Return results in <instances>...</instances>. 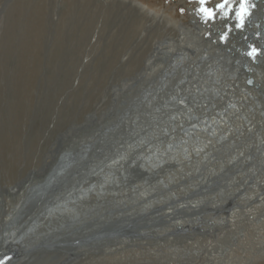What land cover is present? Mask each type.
I'll return each instance as SVG.
<instances>
[{"label": "bare ground", "instance_id": "6f19581e", "mask_svg": "<svg viewBox=\"0 0 264 264\" xmlns=\"http://www.w3.org/2000/svg\"><path fill=\"white\" fill-rule=\"evenodd\" d=\"M116 1L124 7L139 9L143 14L135 22L139 31L154 27V36L151 31L147 37L161 40L151 46L152 51L140 69L119 84L112 82L108 89L110 95L117 97L119 91L125 89L128 92L135 83L137 91L145 80L141 97L148 93L146 101L151 103L156 95L153 103L160 105L155 115L157 119L164 118L167 111L173 114L175 110L170 108L173 105L182 110V114L176 112L174 125L199 113L202 117L192 122L196 127H178L177 130L182 129L178 134L156 121L153 134L143 133L139 136L144 137L139 138L141 133L136 131L142 128L141 118L126 111L119 122L120 126L128 127L129 136L122 138L117 144L121 147L111 155L97 151L83 166L84 160L94 155L88 152L93 141L104 138L99 135L85 141L80 138L77 142L79 153L72 151L71 144L59 142L61 147H56L54 141L42 165L25 176L19 175L14 184L5 185L0 177V260L4 264H247L248 255L239 253L240 250L242 253H247L246 249L253 250V259L264 255V214L261 212L264 210V55H256V62L250 56L243 60L239 50L246 48L243 41L250 35L245 38L247 34L242 30H237L238 37L231 35L227 46L220 45L218 40L212 45L214 38L225 30V24H231V19L217 18L205 24L193 15L196 9H190L191 19L178 25L174 17L147 9L141 3ZM259 5H262L261 11L258 12V8L253 12L251 25L246 27L254 34L264 26V3ZM104 10L99 11L102 17H106ZM212 29L216 33L210 31ZM209 32L213 35L205 39ZM254 34L250 37L252 42L263 44L264 35L262 41H258ZM157 55H169V63L161 65L155 59ZM231 59L238 66H234ZM153 74L158 75L160 87L145 85ZM175 75L174 87L167 95V89L162 86ZM247 75L254 79L255 86L246 85ZM107 78L102 77L100 85L106 87ZM135 92H129V103L133 104L138 96ZM199 96H211L225 104L216 109L218 122L214 117L210 122H203L210 104L205 99L196 103V112L192 109ZM191 98L193 104H189ZM164 130L167 135L163 139ZM131 131L135 136H130ZM60 138L62 140L63 135ZM126 139L129 140L125 142ZM217 141L225 143L222 150L232 147L225 159L218 160L215 156L219 153L214 152L218 145H212ZM252 152L259 156L254 154L255 157L250 158ZM170 161L172 163L166 165ZM245 161L248 166L237 169ZM139 163L149 171L158 167V172L174 165L175 172H161L166 175L156 178L154 186L143 183L147 178L126 185L127 170ZM200 164L206 165V173H201V180L205 182L210 181L207 176L212 173L234 171L227 181L217 184L213 190L197 181H193L196 184L181 181L173 185L200 171L197 167ZM184 167L193 169L183 172ZM196 187H200L198 195L186 201L179 200ZM222 193L227 196L217 198ZM141 215L144 222L139 221L136 227H132V222L128 225L132 229L126 232L115 226Z\"/></svg>", "mask_w": 264, "mask_h": 264}, {"label": "rangeland", "instance_id": "374dc122", "mask_svg": "<svg viewBox=\"0 0 264 264\" xmlns=\"http://www.w3.org/2000/svg\"><path fill=\"white\" fill-rule=\"evenodd\" d=\"M127 1L170 15L178 25L188 22L190 9L198 7L195 0ZM218 2L212 0L210 6ZM118 5L116 0H0V113L4 116L0 114V177L5 185L11 186L19 175L25 176L42 165L52 142L56 147L62 142L76 148L87 133L83 124L89 113L98 117L102 109L112 105L122 110L136 91V83L128 88L131 93L121 90L117 97L108 89L112 82L119 84L140 69L151 46L161 39L147 37L151 31L154 36V27L139 31V25H135L143 17L139 9L123 4L116 8ZM100 10L106 11V17L99 15ZM208 34L205 39L213 35ZM167 57L157 55L155 59L164 65ZM231 61L238 66L234 59ZM106 76L104 87L100 82ZM261 212L264 214V210ZM246 250L238 252L248 255L247 264H264V255L253 259V250ZM152 257L157 258L154 254Z\"/></svg>", "mask_w": 264, "mask_h": 264}, {"label": "water", "instance_id": "95a60500", "mask_svg": "<svg viewBox=\"0 0 264 264\" xmlns=\"http://www.w3.org/2000/svg\"><path fill=\"white\" fill-rule=\"evenodd\" d=\"M251 2L255 5V7L251 10V15L246 19V26L242 30V31H244L245 35L247 34V36L245 38H247L248 35H250L248 40L246 39L245 41H243L244 46L247 49L245 48V49L239 50V53L242 56L243 60L248 59V56H249L248 55V52L251 51V48L252 47H255V48H257L259 50L256 55H259L260 57L262 55H264V43L261 44V45H259V44L257 45V44L254 43V41L252 42V40H251L250 37H252L254 33L249 32L246 29L247 26L250 27V25H251V22H252L251 20H252L253 12L255 10H257V8L259 7V4L260 3H264V0H251ZM263 19H264V17H263ZM231 24L233 26V31L231 32L232 35H234L235 37H238L239 34L237 32V29H235V27H234L235 21L232 20L231 21ZM231 24H229V25H231ZM263 28H264V26L260 27V30L263 29ZM260 30L257 29V31H255V34H254L257 37V40L258 41L259 40L262 41V38L261 37L264 35V30L263 31H260ZM210 31H213V33H216V31L213 30V29L210 30ZM224 31H226V28H225ZM217 33H219V32H217ZM222 33L220 32L219 35H222ZM214 40H215V43H217L216 40L219 41V38L218 37H215ZM239 40H240V38H239ZM223 44H225V43H223ZM251 58H252L253 62H256L255 61L256 60L255 58H253V57H251ZM167 59L168 60L164 62L165 63L164 65H167L169 63L170 57H168ZM245 69L247 71L248 68L245 67ZM151 76L152 77H149L148 80H146L145 85L147 83H150L151 85H157V87H160L158 85V80H159L158 75L157 74H153ZM176 79H177V75L172 76V77H169L168 80H167V82H166V85L165 86H162V87H164V88L167 89V91L165 92L167 95H169V92L172 91V88L174 87V84H175ZM144 81L143 82L141 81L140 86L138 87V90L135 92V94H138V96L134 99L133 104H132V102L129 103V100H127V101L124 102V104L122 106V110H119L117 106L112 105V106H109V107L105 108L103 111L101 110L99 112L100 114L98 115V117L95 116V113H91L88 116H86V119H85V122L83 124V127L85 129H87V133H84L81 138L84 139V141H85V139H88L90 136L99 135V137L104 138V139L107 140L105 143L103 141L104 139H102L100 141H98V140L95 141L94 140L93 143H92V145H91L90 150L87 149L89 153H93L94 154L95 152L101 150L102 151L101 154L102 153L103 154L108 153L109 155H111L113 153V151H115L119 147H121V145L118 146L117 144L122 140L123 137L129 136V134L127 132L128 131V127L120 126V123L121 122H119V120H121L120 117L126 111H129V113H131V115L136 114L139 118H141V121H142L141 122V126H142V128L140 130L136 131L137 133H141V134H138V136L139 135H143V133H145V134H153L152 133L153 132L152 129L155 127L154 122H156V121L160 125H162L163 127H165L166 129L172 128L171 131L173 133H175V134H178V133H181L182 132V129L181 130H177L178 127H183V128H185V127H188V128L196 127V125L195 124H192V122L193 121L195 122V121H198L199 119H201V117H202L201 115L202 114H200V113L198 115L194 116V117H191V118L187 119V120L185 118H183L180 121L179 125H174V122H175L174 116L176 115V112H179V114H182V110L181 109L177 110V108H178L177 105H173V106L170 107V108H173L175 110L173 114H171L169 111H167V112L164 113V118H161L160 117V119L159 118L157 119V117H155V115H156V113L159 112L160 105L158 107V106H156L153 103L155 101L156 95L152 99L151 103H150V101H146L147 96H150V95H148V93L145 94V97L144 98L141 97V94H142V91H143V90H141V88L144 85ZM245 83H246V85L248 87L255 86L254 79L251 76H249V75H247V77L245 79ZM144 99H145V103H144ZM203 99H205L207 101L206 103L210 102L209 108L207 110L208 111L207 112V117H206L205 120H203V122H205V121H209L210 122L212 120V117H214L215 120L218 122L219 121V118H216V116L218 115V110H216V109L219 108V107L225 106V104L223 105L221 103H218L217 101L214 100V98H211V96H205L204 98L201 97V96H199L198 99H195L196 101L193 104V100L194 99L191 98L189 100V104H193L192 105L193 106L192 109L195 112L198 110L196 103L199 102V101H202ZM198 106H200V105H198ZM209 110L213 111V114ZM223 111L225 112V110H223ZM215 114H216V116H215ZM148 117H149V119H148ZM144 124H145V126H144ZM206 126L209 127L210 124L209 125H206ZM132 132H134V131H131V135L130 136L133 137L135 135H133ZM164 132H165V130H164ZM166 135H167V133L165 132V134L164 135H161V136L164 139V138H166L165 137ZM173 136H176V135H173ZM115 137H117V140L115 139ZM141 137L143 138L144 136H139V138H141ZM128 140L129 139H126L125 142L128 141ZM224 144L225 143H222V142L220 143V142L217 141L216 144H213L212 145V146L218 145V147L215 148V150H214V152L215 151L216 152H219L218 155H215L218 160H219V158L220 159H225L226 158L225 156L226 155H229V153L231 151L230 149H232V147H229V148H225V150H222L221 147ZM78 149H79V146L77 145L76 148H74V147L72 148V151L75 152V153H79V152H77ZM251 154H252V156H250V158H254L255 157L254 154H256V153L252 152ZM94 156H95V154L92 155L90 158L84 160L83 166H86V164L88 163V160L92 159ZM256 156H259V155L256 154ZM171 163H172V161H170V163H166V165L167 164H171ZM247 164L248 163L246 161L245 162H242L237 167V169H243L246 166H248ZM159 167H162V165L159 166ZM197 167L200 168L201 170L198 171V172H196V173L195 172L194 173H191L187 177L181 178L177 182H174L173 185H177V184L179 185V182H181V181H182V183L184 182V184H187V183L193 184V183H195L193 181H197V182H201V183L205 184L206 185L205 188H207V189H210L211 188L213 190L214 186H216L217 184H219L221 182L223 183V182L227 181L228 180L227 178L231 177V175H232V173L234 171L233 169H229V170H221L218 174H213L212 173V176H207V178L210 179V181L205 182V179H202L201 180V176L204 173H206V171H207V170L204 169V167H206V165L205 166H201V164H200ZM173 168H174V165L167 166L166 168H163V169H161L158 172V167L157 168L154 167V168H152V170L149 171L143 165V163H139L138 165H136L135 167H133V169H130L129 171L127 170V174H128L127 180H125V179H123V180H125V184L129 186V185H134V181L139 182L142 178L143 179L147 178V180H145L143 183L144 184H148L147 186H154L155 183H156V178L161 177V176H164L168 172H170V173L175 172V169H173ZM186 169H193V167L192 168H189V167H186L185 168L184 167L182 169L183 172H185ZM163 171L166 174H164V173L161 174V172H163ZM201 173H203V174L201 175ZM144 184H142V185H144ZM144 186H146V185H144ZM199 190H200V187H196V188H194L193 191L188 192L187 194L179 197V200H181V201L185 200L186 201L189 198H193L196 195H198V193L200 192ZM132 195H134V193H132ZM226 196L227 195H224L223 196V193H222L217 198H225ZM132 197L133 198H136L134 196H132ZM142 218H143V216L141 215V217L135 218L133 221L131 220L130 222H123V223L117 224L115 226L120 227L121 230H125L124 232H126V230H128L129 228L132 229L133 226L136 227L137 225H139L138 224L139 221L141 223H143L144 220L141 221ZM132 222H133L132 227L128 226Z\"/></svg>", "mask_w": 264, "mask_h": 264}, {"label": "snow or ice", "instance_id": "6c2138e0", "mask_svg": "<svg viewBox=\"0 0 264 264\" xmlns=\"http://www.w3.org/2000/svg\"><path fill=\"white\" fill-rule=\"evenodd\" d=\"M189 2L191 3L192 0H189ZM195 2L199 5L195 10L196 15L203 23L215 22L218 17L224 21L231 19L235 21L234 27L237 30L245 28L246 19L251 15V10L255 7L251 0H219L214 6H210L212 0H195ZM181 12H184L183 8ZM225 28L227 30L219 36L220 43L228 42L230 33L233 31L232 25L225 24ZM208 35L211 34L209 33ZM258 51L257 48L252 47L248 55L255 58ZM0 264H4V261L0 260Z\"/></svg>", "mask_w": 264, "mask_h": 264}, {"label": "flooded vegetation", "instance_id": "af4514ba", "mask_svg": "<svg viewBox=\"0 0 264 264\" xmlns=\"http://www.w3.org/2000/svg\"><path fill=\"white\" fill-rule=\"evenodd\" d=\"M198 6H199V5H198ZM213 6H214V5H213ZM261 7H262V5H259V7H258L259 9L257 8V9H258V10H257L258 12L261 11ZM218 18H219V17H218ZM210 22H212V21H210ZM210 38H211V37H210ZM228 43H229V41L226 42L225 45L223 44V46H224V47L227 46Z\"/></svg>", "mask_w": 264, "mask_h": 264}]
</instances>
